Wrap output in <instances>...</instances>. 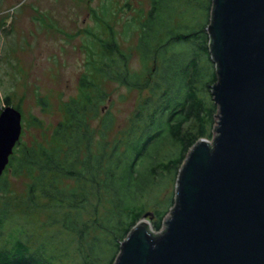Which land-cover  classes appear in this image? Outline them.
I'll use <instances>...</instances> for the list:
<instances>
[{
    "label": "trees",
    "instance_id": "trees-1",
    "mask_svg": "<svg viewBox=\"0 0 264 264\" xmlns=\"http://www.w3.org/2000/svg\"><path fill=\"white\" fill-rule=\"evenodd\" d=\"M147 3L145 15L125 22L121 31H138L134 53L142 68L160 62L158 85L155 81L151 86L140 73H129L126 50L119 48L111 25L115 13L103 4L98 12L90 10L93 26L82 33L80 50L84 54L85 70L77 80L76 96L62 104V119L48 137L29 145L19 140L14 144L0 175L3 196L8 176L27 180L23 202L34 212L42 211L46 219L57 215L54 219L50 217L76 241L80 264H91L97 259V235L108 238L104 241L111 252L106 264H113L121 240L136 222L150 213L146 195H151L160 180L162 183L166 180L164 176L176 178L186 153L199 138L209 139L210 131L214 130L217 106L211 103L209 89L218 80L209 59V39L205 33L211 0H147ZM191 3L205 13L203 24L199 28H187L180 23L172 28L173 19L184 16ZM177 45L190 46L189 55L166 54L168 47ZM202 59L206 66L199 67ZM105 82L138 93L147 90L150 98L153 91L159 92V98L151 106L145 99L133 112L129 129L121 134L123 138H113L110 142L105 136L113 123L107 113H103L99 126L91 127L88 123L97 117L101 103L106 100L102 85ZM7 101H1L2 108L10 107ZM38 105L45 108L42 101L38 100ZM18 114L21 128L39 125L35 118L27 120ZM190 123L194 132L183 131V125ZM143 161H146L144 166ZM172 204L171 198L165 211L158 204L157 211L150 213L153 232L160 231ZM6 205L5 200L0 208V229L8 216ZM15 224L17 228L18 223ZM19 230H14L15 236L2 239L0 264H54L47 253L50 243H58L57 236L45 234L29 244L30 235L22 227ZM63 248L64 254L66 247Z\"/></svg>",
    "mask_w": 264,
    "mask_h": 264
},
{
    "label": "water",
    "instance_id": "water-1",
    "mask_svg": "<svg viewBox=\"0 0 264 264\" xmlns=\"http://www.w3.org/2000/svg\"><path fill=\"white\" fill-rule=\"evenodd\" d=\"M211 2L214 137L186 153L162 232L145 214L113 264H264V0ZM20 131L18 112L2 109L0 175Z\"/></svg>",
    "mask_w": 264,
    "mask_h": 264
},
{
    "label": "rangeland",
    "instance_id": "rangeland-1",
    "mask_svg": "<svg viewBox=\"0 0 264 264\" xmlns=\"http://www.w3.org/2000/svg\"><path fill=\"white\" fill-rule=\"evenodd\" d=\"M101 4L115 13L111 17V25L117 34L119 48L124 52L126 50L129 73H140L143 80L150 82L152 86L159 76L160 62L155 61L142 68L134 53L138 31L125 33L121 31L125 22L145 15L149 5L147 0H3L1 2L0 108L1 101L7 99L10 106L19 108L18 112L21 116L27 120L31 117L39 121V125L35 128L22 126L20 143L29 145L48 137L54 125L62 119V104L76 96L77 80L85 70L84 54L80 50L84 39L82 33L85 28L92 29L89 12L90 10L98 12ZM124 5L128 9H125ZM186 12L181 18L173 19L172 28H176L180 23L187 28L195 26L199 28L203 24L206 15L203 10L195 7V4H189ZM189 51L190 46L177 45V47H168L166 54H170L171 57L180 54L188 56ZM198 66H206V61L202 59L198 62ZM206 81L205 79L204 83ZM156 82L158 85V81ZM102 85L106 100L101 103L97 117L91 118L88 123L91 127L99 126L103 113H107L113 123L110 132L105 136V140L109 142L123 138L124 135L121 134L129 129L133 112L139 109L145 99L151 106V102L159 98V92L153 91L154 87L150 98L147 90L138 93L133 89L125 90L116 83L105 82ZM207 96L209 99V94ZM38 100L44 103L45 108L38 105ZM211 103L213 104L212 99ZM216 117L215 114L213 128L217 121ZM183 129L194 132L192 123L184 124ZM210 132V138L204 140L211 141L214 132L212 130ZM142 165H146V161H143ZM164 179L166 180L163 183L160 180L155 184L150 196L146 195L145 201L149 206L147 211L150 213L157 211L158 204L162 206L161 211H165L167 204L171 198L173 199L175 177L164 176ZM6 181L7 191L4 196L0 195V208L6 200L9 211L5 218L6 222L0 229V243L6 236L7 238L15 236L14 230L20 231L19 227L30 235L29 244L37 242L45 234L55 235L58 243L54 245L50 243L51 247L48 248L47 253L53 258L54 264H80L76 241L67 232L61 230L56 220L51 219V217L57 218V215H49L46 219L42 211L34 212L29 208L28 203L23 202L27 180L8 176ZM67 184L72 186L71 182ZM145 191L146 189L143 194ZM44 203L45 200H42L41 204ZM171 207L168 208L162 221L169 216ZM150 213H147L148 223L152 222ZM81 219L87 220L84 216H81ZM15 222L18 223L17 228ZM162 229L163 226L160 231ZM151 232L154 235L159 234L152 230ZM97 237L99 240L95 254L97 259L91 264H106L111 252L109 245L105 244L108 238L99 235ZM64 246L66 249L63 254ZM101 253L103 254L100 255Z\"/></svg>",
    "mask_w": 264,
    "mask_h": 264
},
{
    "label": "flooded vegetation",
    "instance_id": "flooded-vegetation-1",
    "mask_svg": "<svg viewBox=\"0 0 264 264\" xmlns=\"http://www.w3.org/2000/svg\"><path fill=\"white\" fill-rule=\"evenodd\" d=\"M3 0H0V4H1V2H2ZM7 10V9H6ZM8 11V10H7ZM1 14V13H0ZM11 107V106H10ZM2 109H4V108H2V106H1V108H0V111L2 110Z\"/></svg>",
    "mask_w": 264,
    "mask_h": 264
}]
</instances>
